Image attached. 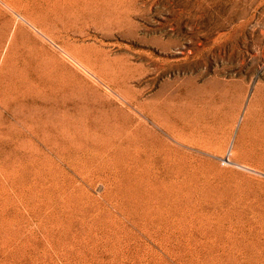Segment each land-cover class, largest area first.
<instances>
[{
  "label": "rangeland",
  "instance_id": "obj_1",
  "mask_svg": "<svg viewBox=\"0 0 264 264\" xmlns=\"http://www.w3.org/2000/svg\"><path fill=\"white\" fill-rule=\"evenodd\" d=\"M0 264H264V0H0Z\"/></svg>",
  "mask_w": 264,
  "mask_h": 264
},
{
  "label": "bare ground",
  "instance_id": "obj_2",
  "mask_svg": "<svg viewBox=\"0 0 264 264\" xmlns=\"http://www.w3.org/2000/svg\"><path fill=\"white\" fill-rule=\"evenodd\" d=\"M7 7L11 8L9 5H6ZM80 65V64H79Z\"/></svg>",
  "mask_w": 264,
  "mask_h": 264
}]
</instances>
